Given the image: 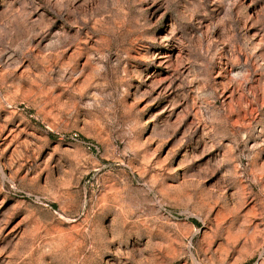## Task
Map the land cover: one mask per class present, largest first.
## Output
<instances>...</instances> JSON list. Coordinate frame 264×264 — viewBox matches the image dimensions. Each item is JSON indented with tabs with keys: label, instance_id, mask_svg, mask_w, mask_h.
Returning <instances> with one entry per match:
<instances>
[{
	"label": "rangeland",
	"instance_id": "1",
	"mask_svg": "<svg viewBox=\"0 0 264 264\" xmlns=\"http://www.w3.org/2000/svg\"><path fill=\"white\" fill-rule=\"evenodd\" d=\"M0 264H264V0H0Z\"/></svg>",
	"mask_w": 264,
	"mask_h": 264
},
{
	"label": "trees",
	"instance_id": "2",
	"mask_svg": "<svg viewBox=\"0 0 264 264\" xmlns=\"http://www.w3.org/2000/svg\"><path fill=\"white\" fill-rule=\"evenodd\" d=\"M195 222V221H194Z\"/></svg>",
	"mask_w": 264,
	"mask_h": 264
}]
</instances>
